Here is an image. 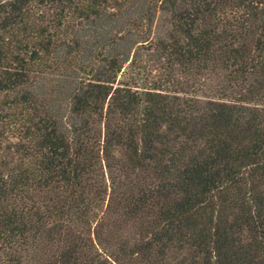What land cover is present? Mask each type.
Instances as JSON below:
<instances>
[{
	"label": "trees",
	"instance_id": "1",
	"mask_svg": "<svg viewBox=\"0 0 264 264\" xmlns=\"http://www.w3.org/2000/svg\"><path fill=\"white\" fill-rule=\"evenodd\" d=\"M0 264H264V0H0Z\"/></svg>",
	"mask_w": 264,
	"mask_h": 264
}]
</instances>
